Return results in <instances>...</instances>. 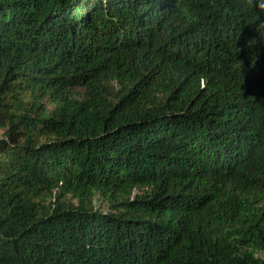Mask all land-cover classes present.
<instances>
[{
  "label": "trees",
  "instance_id": "1",
  "mask_svg": "<svg viewBox=\"0 0 264 264\" xmlns=\"http://www.w3.org/2000/svg\"><path fill=\"white\" fill-rule=\"evenodd\" d=\"M260 0H0V264H264Z\"/></svg>",
  "mask_w": 264,
  "mask_h": 264
},
{
  "label": "clouds",
  "instance_id": "2",
  "mask_svg": "<svg viewBox=\"0 0 264 264\" xmlns=\"http://www.w3.org/2000/svg\"><path fill=\"white\" fill-rule=\"evenodd\" d=\"M259 8L261 10H264V0H260V2H259Z\"/></svg>",
  "mask_w": 264,
  "mask_h": 264
}]
</instances>
